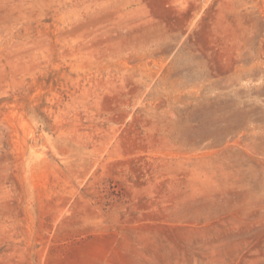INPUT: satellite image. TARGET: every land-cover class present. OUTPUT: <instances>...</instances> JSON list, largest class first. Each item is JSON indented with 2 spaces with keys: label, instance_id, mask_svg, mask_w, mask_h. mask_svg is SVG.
Masks as SVG:
<instances>
[{
  "label": "rangeland",
  "instance_id": "374dc122",
  "mask_svg": "<svg viewBox=\"0 0 264 264\" xmlns=\"http://www.w3.org/2000/svg\"><path fill=\"white\" fill-rule=\"evenodd\" d=\"M0 264H264V0H0Z\"/></svg>",
  "mask_w": 264,
  "mask_h": 264
}]
</instances>
